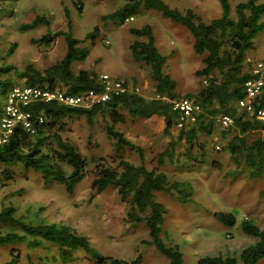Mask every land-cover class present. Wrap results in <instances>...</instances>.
Here are the masks:
<instances>
[{"label":"rangeland","instance_id":"1","mask_svg":"<svg viewBox=\"0 0 264 264\" xmlns=\"http://www.w3.org/2000/svg\"><path fill=\"white\" fill-rule=\"evenodd\" d=\"M170 7L181 12L193 10L204 22L209 23L221 15L219 0H164ZM232 8L247 0H229ZM264 3V0H260ZM123 4L122 0H10L3 4L6 12L0 15V57L4 65L14 70L3 79L12 86L24 85L20 78L28 65L43 71L61 60L66 51L63 36H57L48 45L38 40L48 33L67 31L64 7L69 10L72 35L84 39L96 26L100 33L90 47L85 61H75L72 71H88L109 75L124 80L130 92L153 99L155 85L148 67L137 62L130 55V46L142 40L132 34L131 29L145 25L153 29L156 45L161 54L168 57L165 72L177 83L178 99L188 95L196 96L205 82L196 75L201 69L204 56L193 50V38L183 26L173 23L159 11L142 9L140 13L123 23L104 20ZM37 15L50 22L35 28L24 29ZM260 22H264V14ZM88 45V42L83 44ZM13 50L12 52H10ZM257 60H264V31L253 41L247 52L244 67L247 69ZM4 99L0 96V106ZM123 122H117L114 129L134 145L117 151L116 142L107 135L112 125L109 111L99 112L89 122L83 116L66 118V130L62 136L72 141L88 161L87 175L73 193L57 182L46 183L40 173L26 170L21 165L10 167L12 178L6 179L0 171V211L6 206L15 209V218L22 222L36 224H57L67 226L72 232L85 236L105 257L132 261L141 256L142 264H169L153 246L143 244L149 240V231L144 224H127L126 206L114 187L97 193L93 187L99 165L115 168L119 155L134 165L141 164L138 149L142 150L144 164L148 169L164 171L169 181L185 182L194 190L192 202L182 204L166 193H158L157 200L167 209L165 237L174 243H183L188 264H197L199 257L206 254L237 255L253 243L240 228L249 220L264 230V176L250 178L249 170L237 163L226 150L232 136L228 128L217 120L212 134L199 132L191 157L188 146L182 142L176 148L174 162L166 161L159 166L158 160L168 143L180 132L178 124L165 134L162 117L150 119L132 118L125 109L119 110ZM190 124H186L188 126ZM185 126V125H184ZM183 126V127H184ZM185 126V127H186ZM182 127V128H183ZM204 154V157L202 155ZM231 212L236 216V225L226 228L213 217L215 212ZM15 232L22 234L18 225H0V234ZM184 241L190 244L186 246ZM52 251H55L52 248ZM47 252L46 249L31 251L26 243L0 245V264H12L13 255H21L20 264L29 254ZM72 264H96L86 254H74ZM241 264V263H240ZM258 264H264V259Z\"/></svg>","mask_w":264,"mask_h":264},{"label":"trees","instance_id":"2","mask_svg":"<svg viewBox=\"0 0 264 264\" xmlns=\"http://www.w3.org/2000/svg\"><path fill=\"white\" fill-rule=\"evenodd\" d=\"M10 0H0V15L6 12L3 4ZM123 4L114 12L103 17L114 23H123L145 10L159 11L173 23L183 26L193 38V50L204 56L201 69L196 72L204 82L196 96L188 95L200 106V113L194 123L180 129L176 139H172L161 153L158 164L162 166L167 160L174 162L176 148L184 142L188 146V155L199 132L212 134L218 117L229 116L233 123L226 127L232 136L226 144L231 157L249 170L250 178L264 176V121L258 120L237 107L238 101L245 97V82L250 77L249 68L244 67L246 54L252 48L254 39L264 31V3L260 0L241 2L233 9L229 0H219L221 15L209 23L204 22L193 10L181 12L170 7L164 0H122ZM67 31L48 33L38 42L45 45L63 36L66 51L63 58L48 68L40 71L33 65L19 73L26 84L62 90L69 94H80L88 90L101 92L103 86L96 74L88 71L74 73L71 69L75 61H85L98 36L96 26L84 39L72 35V22L69 10L64 7ZM50 26L45 16L37 15L24 29L39 25ZM133 35L143 38L130 46L133 60L142 62L149 69L155 85L156 97L147 99L136 92L126 91L113 96L109 101L90 108L67 106L57 102H34L22 107L33 116L36 132L31 134L16 125L9 138L0 145V171L6 179L12 178L11 166L21 165L28 171L40 173L46 183L57 182L73 193L87 175L88 161L80 149L62 133L66 130V118L83 116L92 122L99 112L109 111L112 125L107 127V135L116 142L117 151L131 147L122 133L114 129L117 122H123L119 115L125 109L132 118H163L164 132L170 131L178 124V114L173 110V102L178 100L176 81L165 72L168 57L161 54L153 29L145 25L141 29H131ZM88 42V45L83 44ZM11 50L10 52H12ZM0 57V96L5 98L14 87L11 81L3 77L14 70L12 65L1 63ZM180 98V99H182ZM259 101V103H257ZM255 101L256 108L264 107V99ZM2 110L0 106V117ZM42 119V122L39 121ZM141 164L134 165L122 154L115 168L107 165L97 167L93 187L101 193L108 187H114L126 206L124 221L127 224H144L149 231V240L144 245L153 246L169 260V264H188L183 243H174L165 237V220L167 209L157 200L158 193H166L182 204L192 202L193 188L185 182H170L168 175L156 168L148 169L144 156L138 149ZM204 157V154L202 155ZM261 195L264 197V191ZM214 219L223 227L236 225V216L231 212H215ZM18 225L22 234L10 232L0 234V245L26 243L31 251L46 249L47 252L29 254L25 260L28 264H72L74 254L83 252L96 264H142L141 256L132 261L100 255L90 241L82 235L72 232L67 226L57 224H30L15 218V209L6 206L0 211V225ZM241 231L252 238L253 243L243 248L237 255L206 254L197 260V264H258L264 259V230L249 220L240 224ZM186 246L190 244L184 241ZM52 248L55 251H52ZM12 264H20L22 256L13 255Z\"/></svg>","mask_w":264,"mask_h":264},{"label":"built area","instance_id":"3","mask_svg":"<svg viewBox=\"0 0 264 264\" xmlns=\"http://www.w3.org/2000/svg\"><path fill=\"white\" fill-rule=\"evenodd\" d=\"M249 73L250 77L244 85L245 97L238 101L237 107L249 114H254L258 120L264 121V107L258 109L255 105V101L264 99V60L253 62ZM100 82L103 86L101 92L88 90L76 95L31 84L14 86L5 97L1 108L0 145L6 142L16 125H20L23 130L31 134L36 132L32 114L22 110V107L31 103L57 102L67 106L90 108L109 101L113 96L129 91L126 82L120 78L105 74L101 76ZM173 110L178 114L180 128L194 123L201 111L200 106L188 98L175 100ZM39 121L42 122V119ZM217 121L223 127H228L233 123V119L229 116L218 117Z\"/></svg>","mask_w":264,"mask_h":264}]
</instances>
